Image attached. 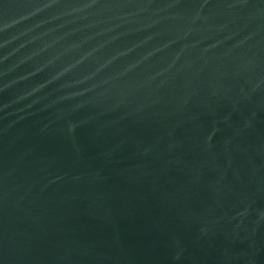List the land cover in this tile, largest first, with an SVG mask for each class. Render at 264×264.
Instances as JSON below:
<instances>
[{"label":"water","instance_id":"95a60500","mask_svg":"<svg viewBox=\"0 0 264 264\" xmlns=\"http://www.w3.org/2000/svg\"><path fill=\"white\" fill-rule=\"evenodd\" d=\"M0 264H264V0H0Z\"/></svg>","mask_w":264,"mask_h":264}]
</instances>
